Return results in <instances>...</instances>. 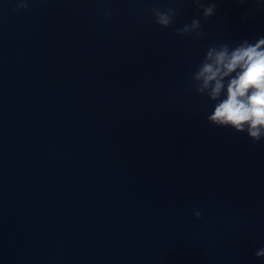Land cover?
<instances>
[{
    "label": "clouds",
    "instance_id": "clouds-1",
    "mask_svg": "<svg viewBox=\"0 0 264 264\" xmlns=\"http://www.w3.org/2000/svg\"><path fill=\"white\" fill-rule=\"evenodd\" d=\"M193 3L205 20L216 13V0L207 3L206 0H193ZM27 6L26 0H21L14 10ZM148 11L163 28L170 27L179 15V10L173 7L166 10L153 7ZM176 34H192L199 39L204 35L201 20L192 19L190 24L176 29ZM192 81L191 87L196 93L207 95L215 102L214 110L206 117L209 123L246 132L254 142L264 139V36L255 42L244 39L235 47L228 44L210 46L192 74ZM194 215L198 219L201 217L199 211ZM255 256L264 258V247L259 248Z\"/></svg>",
    "mask_w": 264,
    "mask_h": 264
}]
</instances>
